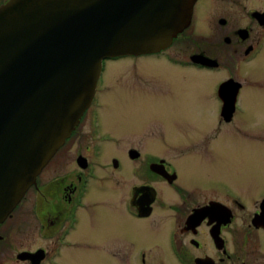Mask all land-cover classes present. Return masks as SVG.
I'll use <instances>...</instances> for the list:
<instances>
[{
    "label": "flooded vegetation",
    "instance_id": "flooded-vegetation-1",
    "mask_svg": "<svg viewBox=\"0 0 264 264\" xmlns=\"http://www.w3.org/2000/svg\"><path fill=\"white\" fill-rule=\"evenodd\" d=\"M9 1L0 0V6ZM263 52L264 0H198L190 26L165 51L105 60L86 114L44 167L36 184L1 224L0 264H89L75 262V252L80 249L95 254L101 264H264V188L259 187L264 186V170L244 190L223 181L185 179L177 165L161 154L134 145L122 150L124 156L112 153L110 146H118L119 140L104 130L100 117L109 62L164 57L185 74L187 70L210 74L226 68L234 70L219 83L221 116L217 120L219 127L215 128L233 126L239 116L240 122L244 121L246 113L240 104V91L247 80H242L239 68L243 63L256 61ZM174 73L155 69L148 74L165 83V79L175 80ZM237 87L233 113L226 120L220 91L225 88L235 92ZM155 91L160 94L162 89L150 86L145 94L150 98ZM225 93L222 95L226 98ZM81 125L85 127L82 138L86 149L81 145L85 154L75 157L71 169L66 168L71 171L67 175L46 181L50 166L63 162L61 154L67 143L81 135ZM261 131L259 135L263 137V128ZM179 161L187 163L183 158ZM260 164L264 168V160ZM111 173L120 189V229L109 244L105 243L106 238L101 239V245L84 244L81 235L73 234L97 215L84 216L81 211L97 205L88 197L96 184L108 183ZM32 190L38 194L34 215L39 227L35 230L30 229L28 221L25 229V216L16 214ZM103 236L99 233L97 239Z\"/></svg>",
    "mask_w": 264,
    "mask_h": 264
},
{
    "label": "water",
    "instance_id": "water-1",
    "mask_svg": "<svg viewBox=\"0 0 264 264\" xmlns=\"http://www.w3.org/2000/svg\"><path fill=\"white\" fill-rule=\"evenodd\" d=\"M197 1L10 0L0 6V226L79 125L103 62L165 51L190 26ZM238 89L220 91L226 120Z\"/></svg>",
    "mask_w": 264,
    "mask_h": 264
},
{
    "label": "rangeland",
    "instance_id": "rangeland-1",
    "mask_svg": "<svg viewBox=\"0 0 264 264\" xmlns=\"http://www.w3.org/2000/svg\"><path fill=\"white\" fill-rule=\"evenodd\" d=\"M167 60L164 57H149L136 62H109L105 74L106 88L101 94L100 117L104 130L119 140L116 147L108 145L111 152L124 156L122 150L134 145L166 156L177 165L185 179L196 178L203 183L223 181L238 190L251 186L252 180L260 177L264 170L260 164L264 160V136L259 135L261 128L264 132V52L256 61L243 63L239 68L240 77L247 80L240 91V104L246 112L244 121L240 122L239 116L235 125L224 124L219 130L215 128L219 127L217 120L221 116V105L217 101L219 83L234 70L226 68L212 74L187 70L185 74ZM155 69H162L164 73L175 71V80H170L173 81L172 86L170 81H157L148 74ZM150 86L162 91L160 94L155 91V96L149 98L145 92ZM236 127L249 132H240ZM84 131L85 127L81 125V135L67 143L61 154L63 162L60 166L58 162L50 166L46 181L67 175L71 171L66 168L71 169L75 157L79 153L85 154L81 152V145L86 149L82 138ZM181 158L187 160L186 165L180 164ZM56 168L57 171L54 170ZM108 178L107 184H96L88 197L97 205L91 210L81 211L84 216L97 215L90 222L82 223L73 234L81 235L84 244L101 245L103 238L109 244L113 242L110 238L115 237L120 229L117 224L121 220V217L118 218L121 214L120 189L112 173ZM250 192L252 197L254 193ZM28 197L16 214L18 217L25 216L23 227L28 221L32 225L30 229L35 230L39 227L34 215L38 194L32 190ZM99 233L104 236L97 239ZM74 260L76 263L101 264L95 254L84 249L75 252Z\"/></svg>",
    "mask_w": 264,
    "mask_h": 264
}]
</instances>
